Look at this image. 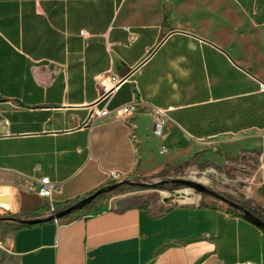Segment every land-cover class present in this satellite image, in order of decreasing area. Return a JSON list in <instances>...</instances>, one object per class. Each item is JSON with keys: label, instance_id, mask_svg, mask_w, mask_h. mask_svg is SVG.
<instances>
[{"label": "crops", "instance_id": "1", "mask_svg": "<svg viewBox=\"0 0 264 264\" xmlns=\"http://www.w3.org/2000/svg\"><path fill=\"white\" fill-rule=\"evenodd\" d=\"M233 6L244 17L234 29ZM105 75L121 79L109 107L140 102L131 119L91 117ZM260 83L264 21L237 0H0V194L11 197L0 212L50 199L60 210L113 182L110 172L150 177L196 153L221 157L231 140L261 147L222 163L264 172ZM152 108L165 112L158 129ZM43 176L60 184L50 199L37 193ZM257 191L241 190L264 207ZM190 200L12 220L0 227V264H264V229L211 196Z\"/></svg>", "mask_w": 264, "mask_h": 264}, {"label": "rangeland", "instance_id": "2", "mask_svg": "<svg viewBox=\"0 0 264 264\" xmlns=\"http://www.w3.org/2000/svg\"><path fill=\"white\" fill-rule=\"evenodd\" d=\"M244 24V17L240 12H238L234 6L232 8V27L233 29L237 25ZM248 29V27H247ZM261 147L260 139H252L245 138L242 140H231L229 142L222 143L219 148L222 152L221 157H217L214 154H208L207 160L198 161L194 159L191 161L190 165L184 169L171 171L168 175L162 177H153L148 178L147 181H143L139 179L140 183H146L143 189H135L131 184L125 183L117 186L115 189L111 191H106L99 195L93 203H98L100 208H105L111 205L112 207H123L126 205H135L138 204L142 200L151 201L153 199L163 198L164 201L167 202V205L179 204V203H187L190 202L191 197L197 196H208L205 194H200L195 190L188 187H178L176 189H159L154 188V184L159 182L160 180H170L177 177L189 178L195 181H199L204 183L207 187L219 192L224 197L235 201L241 200L243 198V194L241 190H243L246 186L251 183H255L258 188V195L264 199V191L261 190L262 182L264 180V172H255L249 171L246 169H240L238 167L233 166L234 164H226L222 163L223 157L232 159L236 158L241 150L247 149H259ZM237 161L235 163H239ZM236 165V164H235ZM256 168V167H253ZM257 173L256 178L254 179ZM137 178H128L124 180H128L129 182L135 181ZM118 181H113L111 183H107L104 186L110 185ZM32 200H36L37 196L27 194ZM17 192L12 190V200L13 202L17 201ZM218 203H222L229 210L232 207L228 206L226 203L220 201L217 198H214ZM244 199V198H243ZM250 207L255 210H259V212L264 211V207L261 206L260 203L256 202L253 199L246 200L244 199ZM264 205V204H263ZM45 209L47 206L43 208H38L37 210H32L36 218L43 217L46 213ZM17 211L10 212H0V227H8L10 225H14L12 221L13 215L16 214ZM24 219V218H21Z\"/></svg>", "mask_w": 264, "mask_h": 264}, {"label": "built area", "instance_id": "3", "mask_svg": "<svg viewBox=\"0 0 264 264\" xmlns=\"http://www.w3.org/2000/svg\"><path fill=\"white\" fill-rule=\"evenodd\" d=\"M84 31H80V34L83 35ZM132 39V36L130 37ZM121 82L120 78H117L115 75H105L101 81L102 91L99 97V102L102 103V105L96 109L93 110V114L91 115L92 118L97 119L99 117H105L108 115H113L117 118L121 119H131L135 114L138 113V111L141 108L140 102L137 99H133L129 102H126L122 105H118L115 107H109V102L112 97V94L116 87ZM260 88L264 89V83H260ZM152 115L156 122V128H160L164 124L165 120V112L162 111L159 108H152ZM164 151V150H162ZM109 175L112 178V181H119L121 180V175L118 172H110ZM39 188L37 190V193L41 197L49 198L51 197V193L55 190H60V184L55 183L51 181L48 177L43 176L38 179ZM28 188L32 189L33 184L28 183ZM200 197V195H199ZM48 215H54L59 209L56 207V204L50 199L48 204ZM58 218H53V220L56 222ZM236 264H256L252 261H245V262H239Z\"/></svg>", "mask_w": 264, "mask_h": 264}, {"label": "water", "instance_id": "4", "mask_svg": "<svg viewBox=\"0 0 264 264\" xmlns=\"http://www.w3.org/2000/svg\"><path fill=\"white\" fill-rule=\"evenodd\" d=\"M230 52L231 51H229L228 53L230 54ZM170 181L176 185L191 188L200 194H205V195L217 198L220 201L226 203L228 206L235 208V209H238V210H241L242 215L246 220H248L251 223L255 224L256 226L264 229V221L259 216L255 215L254 213H252L249 210L243 209L237 202L232 201V200L224 197L219 192L207 187L204 183L199 182V181H195V180H192L189 178H183V177L173 178V179H170ZM128 182H129L128 180H121V181L112 183V184L107 185V186L99 187L94 192H92V193L88 194L87 196L75 201L70 206L58 210L54 215H48L46 217L33 218V219H28V218L27 219H19L17 221H19L21 224L32 225V224H37V223L49 221V220H52L53 218L64 217L66 215L71 214L74 211H77V210H80V209L86 207L87 205L92 203L102 193H104L106 191H111V190L115 189L117 186H119L121 184L128 183ZM135 184L141 185V186L147 185L146 183H135ZM263 187H264V182H263ZM10 201H11V197L8 194H0V203H2V202L9 203Z\"/></svg>", "mask_w": 264, "mask_h": 264}, {"label": "trees", "instance_id": "5", "mask_svg": "<svg viewBox=\"0 0 264 264\" xmlns=\"http://www.w3.org/2000/svg\"><path fill=\"white\" fill-rule=\"evenodd\" d=\"M239 2V4L247 11V13L249 14V16L257 23H261L264 21V0H237ZM200 155V153H196L194 154L191 158H189L188 160H185L181 163H178L174 166L171 167H167L165 169H162L160 171H158L156 174L150 176V177H141V178H137L135 179V181L133 182H128L129 184H131V186H133L135 189H143L144 186L141 185H137L135 183H140L138 180L141 179L143 181H147L148 178H153V177H162V176H166L169 174V172L171 171H176V170H181L186 168L187 166L190 165L191 161L193 159H195L196 157H198ZM178 187H182L179 185H176L174 183H172L170 180H160L159 182L154 184V188H159V189H176ZM261 190L264 191V187H261ZM236 202L243 208L246 210L251 211L252 213H254L255 215L259 216L263 221H264V211L263 212H259V210H255L254 208L250 207L249 204L242 198L241 200H236ZM74 202L71 203H65L63 205V208L70 206L71 204H73ZM234 212H237L240 216L242 215V211L232 208L231 209ZM30 217H35L34 214L32 213H16L13 215L12 220L18 222L17 226H22L24 224H21L19 221V219L24 218H30Z\"/></svg>", "mask_w": 264, "mask_h": 264}]
</instances>
